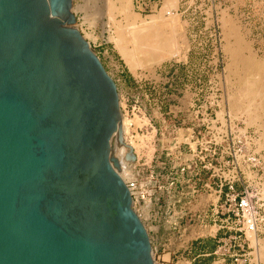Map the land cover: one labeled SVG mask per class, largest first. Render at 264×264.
Instances as JSON below:
<instances>
[{
    "label": "water",
    "instance_id": "water-1",
    "mask_svg": "<svg viewBox=\"0 0 264 264\" xmlns=\"http://www.w3.org/2000/svg\"><path fill=\"white\" fill-rule=\"evenodd\" d=\"M71 5L0 0V264H154L112 154L118 89Z\"/></svg>",
    "mask_w": 264,
    "mask_h": 264
},
{
    "label": "rangeland",
    "instance_id": "rangeland-1",
    "mask_svg": "<svg viewBox=\"0 0 264 264\" xmlns=\"http://www.w3.org/2000/svg\"><path fill=\"white\" fill-rule=\"evenodd\" d=\"M105 1L72 0L71 10L76 27L84 37L88 35L86 40L118 89L120 121L125 129L121 131L123 125H120V134L112 139L111 149L120 163L119 172L123 163L130 166L132 174L142 184L156 154L155 138L161 116L169 112V118L175 111L186 109L192 96L198 98L199 104H217L215 110L226 113V159L238 165L248 156L256 159L251 166L236 165L235 175L248 180L256 190L261 205L255 232L257 241L253 244L247 236L244 251L249 260L244 264H263L255 255L258 239L264 237V148L256 145L262 130L246 124V113L238 110L242 104L240 100L236 106L232 104L237 92V78L228 68L229 53L225 47L233 41V37L226 34L221 18L225 15L234 21L237 35L248 47L243 49V54L249 50L262 58L264 0H175L176 17L180 24L179 53L159 64L134 69L129 68L103 30L107 10ZM131 3L133 11L145 18L158 12L162 0H131ZM116 18L124 21L120 15ZM263 68L260 78L264 82ZM237 141L243 143V149L241 159L235 160L233 155ZM129 151L134 156L132 160L127 158ZM231 167L229 170H232ZM236 188H239L237 183ZM207 200L205 193L201 192L195 201L188 203V200H181L173 210L171 199L161 197L150 187L147 200H140L134 205L148 231L154 264H221L215 255H201L215 248L214 237L225 230L215 231L211 213L201 210L207 206ZM233 252L237 253L236 250Z\"/></svg>",
    "mask_w": 264,
    "mask_h": 264
},
{
    "label": "built area",
    "instance_id": "built-area-1",
    "mask_svg": "<svg viewBox=\"0 0 264 264\" xmlns=\"http://www.w3.org/2000/svg\"><path fill=\"white\" fill-rule=\"evenodd\" d=\"M216 105L199 104L192 96L186 109L175 111L169 118V112L161 116L156 154L145 180L140 184L134 174L122 180L134 205L147 200L150 187L161 197L170 198L173 210L181 200L193 202L204 192L208 204L201 210L211 213L215 231L225 230L214 237L215 248L201 255H215L221 264H244L249 260L244 251L247 233L257 231L261 205L256 190L246 178L235 175V169L236 165L251 166L256 159L248 156L240 165L226 159V113L215 110ZM242 149L243 143L237 141L235 160L241 159Z\"/></svg>",
    "mask_w": 264,
    "mask_h": 264
},
{
    "label": "bare ground",
    "instance_id": "bare-ground-1",
    "mask_svg": "<svg viewBox=\"0 0 264 264\" xmlns=\"http://www.w3.org/2000/svg\"><path fill=\"white\" fill-rule=\"evenodd\" d=\"M106 1V20L102 23L103 30L106 31L107 39L114 43L129 68L150 67L179 53L180 24L176 17L175 0H162L158 12L145 18L133 11L131 0ZM117 15H120L124 21L117 20ZM221 21L226 34L233 37V41L225 47L229 53L228 68L237 78V92L232 98V104L236 106V102L241 101L242 104L241 107L238 106V110L246 113L247 125L252 124L262 130L256 145L258 148H264V82L260 78V71L264 67V57L258 58L248 49L247 54H243V49L248 47L237 35L234 21L225 15L222 16ZM120 125H123L121 121H119V130L112 139L120 134ZM123 129L125 125L121 127V131ZM119 169L117 168L116 171L122 179L132 174L131 167L124 163L120 172ZM262 194L264 195V192ZM247 236L251 243L254 244L257 241L254 232H248ZM256 247L255 255L257 254L264 264V237L258 239Z\"/></svg>",
    "mask_w": 264,
    "mask_h": 264
}]
</instances>
